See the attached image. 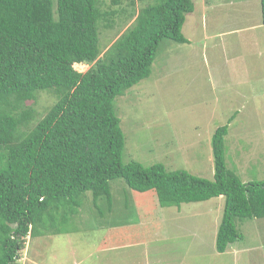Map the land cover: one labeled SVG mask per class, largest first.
Returning <instances> with one entry per match:
<instances>
[{
    "label": "trees",
    "instance_id": "obj_1",
    "mask_svg": "<svg viewBox=\"0 0 264 264\" xmlns=\"http://www.w3.org/2000/svg\"><path fill=\"white\" fill-rule=\"evenodd\" d=\"M140 1L0 0V264H17L28 236L68 231L88 191L110 211L116 178L154 190L164 207L222 196L220 253L241 237L237 219L264 218V180L244 181L227 165L228 123L213 134V179L122 161L114 101L150 76L163 41H189L183 26L195 9L193 0ZM118 20L131 23L102 47V31ZM42 91L55 101L37 121L31 103Z\"/></svg>",
    "mask_w": 264,
    "mask_h": 264
},
{
    "label": "rangeland",
    "instance_id": "obj_2",
    "mask_svg": "<svg viewBox=\"0 0 264 264\" xmlns=\"http://www.w3.org/2000/svg\"><path fill=\"white\" fill-rule=\"evenodd\" d=\"M221 3L198 18L189 13L183 26L189 41H163L150 76L116 97L124 163H163L213 179V134L228 123V167L244 181L264 180L261 0ZM130 23L118 20L103 30L101 46ZM76 68L86 71L89 65ZM54 101L51 92L37 94L31 103L37 121ZM110 186V211L105 197L94 201L86 192L79 211L64 225L68 231L28 236L17 264H264V218L237 219L241 237L227 251L216 250L222 196L164 207L154 190L135 191L122 178Z\"/></svg>",
    "mask_w": 264,
    "mask_h": 264
},
{
    "label": "crops",
    "instance_id": "obj_3",
    "mask_svg": "<svg viewBox=\"0 0 264 264\" xmlns=\"http://www.w3.org/2000/svg\"><path fill=\"white\" fill-rule=\"evenodd\" d=\"M221 2H222V0L221 1H219V0H197V3H194L195 9L192 13H196L195 17H197V18L201 17L203 12L204 11L207 12L209 10V8L217 9L218 5L219 6L222 5ZM230 3H231V5L237 4L235 2H230ZM230 27H232V25ZM229 31H231V29Z\"/></svg>",
    "mask_w": 264,
    "mask_h": 264
}]
</instances>
